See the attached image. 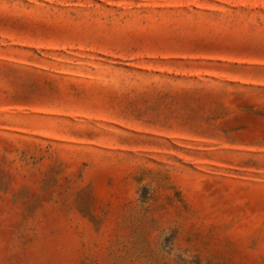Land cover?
Returning a JSON list of instances; mask_svg holds the SVG:
<instances>
[{
	"label": "rangeland",
	"instance_id": "obj_1",
	"mask_svg": "<svg viewBox=\"0 0 264 264\" xmlns=\"http://www.w3.org/2000/svg\"><path fill=\"white\" fill-rule=\"evenodd\" d=\"M0 264H264V0H0Z\"/></svg>",
	"mask_w": 264,
	"mask_h": 264
}]
</instances>
